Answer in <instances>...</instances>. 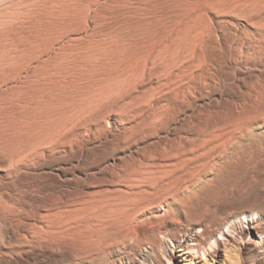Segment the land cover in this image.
Instances as JSON below:
<instances>
[{
	"label": "rangeland",
	"instance_id": "1",
	"mask_svg": "<svg viewBox=\"0 0 264 264\" xmlns=\"http://www.w3.org/2000/svg\"><path fill=\"white\" fill-rule=\"evenodd\" d=\"M0 171L20 199L96 187L92 255L264 220V0H0Z\"/></svg>",
	"mask_w": 264,
	"mask_h": 264
},
{
	"label": "bare ground",
	"instance_id": "2",
	"mask_svg": "<svg viewBox=\"0 0 264 264\" xmlns=\"http://www.w3.org/2000/svg\"><path fill=\"white\" fill-rule=\"evenodd\" d=\"M41 174L55 175L52 171H42ZM88 188L89 192L87 187L82 189L78 186L69 192L41 188L37 198L20 199L0 184V264H173L171 253L177 245L192 263L210 264L222 251L230 264H242V255L249 249L247 259L253 260L254 264H264V220L259 219L258 212L254 213L257 216H254L255 221L251 214H244L241 223L247 225L245 228L228 219L229 226L225 232L221 233L223 229L220 227L212 231L204 229L200 234L192 231L190 244L186 246L176 234L164 240L158 237L155 228H150L151 225L140 229H132L131 226V232L123 239L132 243L149 242L148 250L138 253L134 249L109 250L99 239L93 244L98 247L100 255H92L91 247L85 241L91 219L82 217L79 208L90 191L96 189ZM217 234L220 235L218 239L215 238Z\"/></svg>",
	"mask_w": 264,
	"mask_h": 264
}]
</instances>
